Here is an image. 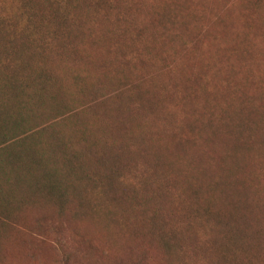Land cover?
<instances>
[{
    "label": "rangeland",
    "instance_id": "1",
    "mask_svg": "<svg viewBox=\"0 0 264 264\" xmlns=\"http://www.w3.org/2000/svg\"><path fill=\"white\" fill-rule=\"evenodd\" d=\"M56 2L0 0V264H264V0Z\"/></svg>",
    "mask_w": 264,
    "mask_h": 264
},
{
    "label": "trees",
    "instance_id": "2",
    "mask_svg": "<svg viewBox=\"0 0 264 264\" xmlns=\"http://www.w3.org/2000/svg\"><path fill=\"white\" fill-rule=\"evenodd\" d=\"M65 2H66V0H57V2L54 3V6H55V5H56V6L64 5ZM28 19H29V15L26 17V22L28 21ZM58 21H59V19H56V20L53 19V20H52V23H51V24L49 23V28L47 29L46 33L44 34V36H45V37H44V40L42 39V40H40V41L38 42V44H39V46H40L41 49L48 48V47L50 46L49 44H50L51 42H53L55 39H57L56 31L53 29V27H54L55 23H57ZM58 25H59V32H62V30H64V25H63V23H62V22H59ZM51 30H53V31H51ZM48 33H49V34H48ZM47 34H48V36H47ZM46 36H47V37H46ZM6 85H7V86H2V87H1V88L3 89V96H5V89H6L8 86L12 87V84H10V81L7 82ZM184 103H185V105H188V102H184ZM0 125H1V122H0ZM144 149H145V148H144ZM143 152H144L145 155L148 154L147 150H144ZM151 155H152V156L154 157V159H155L154 154L151 153ZM150 158H151V157H150ZM150 164L153 165V166H155L154 162H152V161H150ZM152 169H153V171H154V168H152Z\"/></svg>",
    "mask_w": 264,
    "mask_h": 264
},
{
    "label": "bare ground",
    "instance_id": "3",
    "mask_svg": "<svg viewBox=\"0 0 264 264\" xmlns=\"http://www.w3.org/2000/svg\"><path fill=\"white\" fill-rule=\"evenodd\" d=\"M229 29V28H228Z\"/></svg>",
    "mask_w": 264,
    "mask_h": 264
}]
</instances>
